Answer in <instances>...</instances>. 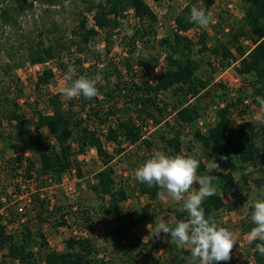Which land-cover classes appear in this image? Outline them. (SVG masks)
<instances>
[{
	"label": "trees",
	"instance_id": "obj_1",
	"mask_svg": "<svg viewBox=\"0 0 264 264\" xmlns=\"http://www.w3.org/2000/svg\"><path fill=\"white\" fill-rule=\"evenodd\" d=\"M25 1L16 0L19 5ZM202 2L201 4V0H191L174 17L175 31L155 40V43L165 49L166 53L163 57L164 68L153 82L147 79L137 80L134 75L129 80L122 81L117 77L119 72L114 66L113 72H107V66L101 67L102 64L85 59V56L79 57L81 54H86L99 31L105 35L104 39L107 43L104 48L109 54L113 31L120 27V21L125 18V13L129 10L137 23L128 39L132 48L129 52L141 46L145 37L151 36L155 39L156 17L149 10L145 0H106L97 4L90 3L87 10L93 12L92 26L88 27L87 18L81 16L71 31L67 43L61 38H57L54 44L53 40L46 43L43 39H39L29 48L27 60L32 66L45 64L57 58L63 70L72 62L77 77L86 75L92 78L101 75L103 80L97 84V88L99 94L105 97L99 98L98 95L87 99L81 95L68 100L64 105L60 95L54 94L47 99L52 112L48 114L36 112L34 121H31L20 112L18 96L11 97L7 93L1 95L0 152L5 151L12 142H16L29 146L32 154L30 157L18 154L15 160L8 161L11 168L8 167L7 161L5 162L7 163L5 171L11 175L10 182L19 177L24 182L39 183V189H43L52 184H60L63 176L72 170L81 176L77 159L90 148H94L102 167L95 174V183L89 185V189L102 200L108 198V203L117 209L116 225L110 233V238L115 244H123L126 236L133 233L139 224L146 221L152 223L153 219L148 215L150 206H147L142 215L136 218L131 214L120 212L121 204L129 197L124 186L119 185L116 188L115 170L111 163L115 157L123 154L126 145H141L143 156L140 157V162L137 160L132 165L136 170L154 153L151 151L154 147L153 142L145 138L146 133L149 132L151 135L158 127H162L171 131L170 136L160 134V141L167 155L185 154L182 139L184 131L187 130L193 146L201 148L206 163L214 159V162L220 166L219 172L208 173L205 164L199 161L198 175L209 174L218 177V180L213 182L217 188L216 195L206 198L202 205L206 218H211L217 223L218 213L239 212L245 207L244 203L248 196L246 191H250L255 199L260 198L259 193L264 191V124L241 121L233 126L231 116L236 114L240 119L243 115L244 98H250L251 102L260 108L256 97H264V0H240L244 16L239 26L229 27V32L223 35L225 38L216 34L211 45L208 44L209 36L205 32L199 34L196 42L180 34L199 27L190 21V10L194 4L200 3L209 12L215 0H202ZM0 20L3 23L10 20L8 9L0 11ZM221 22L219 19L212 27L215 29L219 27L224 31L225 27ZM245 36H248L254 45L248 54H245V50L240 45L241 38ZM196 45L199 46L197 53L207 56L208 60L205 63L213 73L225 70L229 66L230 61L233 60L232 49H234L241 57L235 70L247 89L245 91L239 89L234 96H231L221 82H214L213 75L209 78L198 76L200 64L192 56ZM72 48H75V53L70 52ZM66 55H73V59L69 60ZM91 56L97 57L100 54L94 51L91 52ZM158 61L156 57L140 56L136 63L142 70L150 73L157 66ZM129 65L127 63L126 66ZM53 78V71L44 68L36 77L35 87L47 86ZM167 95L176 99L171 112L168 111L169 104L164 100ZM115 99L125 101L126 107L121 110L115 108L114 111L102 110L105 102ZM216 100L224 102L225 105L220 109L215 124L209 126L206 133L193 128L191 124L204 113L209 103H214ZM93 101L96 102L95 106L91 105ZM4 121L10 129L6 134L3 129ZM43 129L48 131L54 140V145L45 146L41 135ZM109 146L112 147V151L109 150ZM249 168L252 171L249 172ZM1 169L2 167L0 173ZM9 171L13 172V175ZM193 187L195 190L199 189L198 184H194ZM137 188L140 194L152 200L159 199L157 197L159 189L155 185L149 187L138 181ZM4 194L0 192V210H2L0 252H4L3 258L16 264H38L39 261L44 264H108L104 258L97 257L100 250L87 237H69L64 241V250L55 252L48 249L46 237L41 231H32L28 225L29 220L21 223L20 228L8 231L9 225L19 222L16 215L15 217L10 215L14 214L13 211L5 208V203L2 201ZM33 194L29 211L33 215L32 219L43 224L53 214L50 211L49 200L42 197L39 192ZM252 202L247 206L248 219L241 230L244 233H249L255 226L251 220ZM58 209L62 208L58 207ZM4 213L6 214L3 216ZM187 215L181 204V209L175 213L174 219H186ZM65 216L64 213L61 215L56 227L68 226ZM88 221L90 219H85V222ZM220 226L230 229L227 225ZM84 228H87L86 225ZM161 234L164 242L160 246L166 259L161 261L152 258L150 264H186L190 250L177 248L170 242L169 236ZM132 240L137 241L134 237ZM257 243L260 241L249 243L252 249V262L264 264V255L255 250ZM141 251L142 249L139 248L138 252ZM122 253L129 259L132 256L131 250ZM2 262L6 263L5 260ZM219 264L235 263L231 256L230 260L221 261Z\"/></svg>",
	"mask_w": 264,
	"mask_h": 264
},
{
	"label": "rangeland",
	"instance_id": "obj_2",
	"mask_svg": "<svg viewBox=\"0 0 264 264\" xmlns=\"http://www.w3.org/2000/svg\"><path fill=\"white\" fill-rule=\"evenodd\" d=\"M104 1L106 0H26L22 5H19L16 0H0V11L2 9L10 11V20L7 23H3L0 20V96L5 93L11 97L18 96L21 107L20 112L27 119L34 121L36 112L43 114L51 113L52 109L47 103V99L51 95L59 94L60 100L64 105L69 100L62 94V90L65 87L66 74L64 73H67L68 68L66 67L67 69L63 70L59 66L57 58L48 61L43 67L39 66V69L31 68L32 65L27 60L29 48L34 46L39 39H43L46 43L53 40L54 42L52 41V43L54 44L58 40L57 38H61L63 42L67 43L71 36V31L77 25L79 17L84 16L87 18L88 27L92 25L88 17L93 15V12H88L87 6L90 3L97 4ZM148 1L150 0H145L146 3ZM167 2L166 26L163 31H159L156 25L157 35L155 39H153L154 37L147 36L143 39L141 46H138L131 53L129 52L132 48L129 45L128 39L133 34L137 25L132 12L129 10L125 13V18L120 21V27L113 31L109 45V54L106 53L104 48V45L107 43L106 39H104L105 35L99 31V34L89 45V52L87 51L86 54H81L79 57L85 56V59L94 60V62L102 64L101 67L107 66V72H113L112 67L114 66L116 71L119 72L118 75H114H117L122 81L129 80L132 75L137 80H151L152 73L142 70L136 61L140 56L156 57L159 60L157 66L163 65L164 68L163 57L166 50L157 45L155 40L175 31L171 22L174 21V17L191 0H167ZM228 2L229 0H216L218 5H216L214 14L218 20L221 19L223 27L237 28L242 20L240 12L243 6L240 0H231L240 13L234 16L226 9ZM193 6L203 7L200 3ZM212 26L213 24H210L207 28L198 27L182 35L196 42L199 34L205 32L209 36L208 44L211 45L216 34H219L218 37H224L223 35L226 34L219 27L215 29ZM129 32L132 34L129 35ZM198 48V45L194 46L192 55L193 59L200 64L197 75L204 78H209L213 75L214 82L219 81L220 73L212 72L205 63L208 60L207 56L198 54ZM94 51L100 54V56L92 57L91 52ZM70 52L75 53V48H72ZM67 57L69 60L73 59V55ZM127 63L130 65L126 66ZM71 64L72 62L67 64V66L69 67ZM47 67L55 69L53 80L47 86L36 88L35 81L37 75ZM103 96V94H99V98ZM164 100L169 104L168 111L171 112L176 99L167 95L164 97ZM91 105L95 106L96 102L93 101ZM126 105L125 101L115 99L105 102L102 110L113 109L114 111L115 108L121 110ZM240 122L236 114L231 116L233 126ZM3 129L5 134L10 131L5 121L3 122ZM170 132L168 129L158 127L151 135L149 132L146 133L145 138L152 141L154 145L151 150L152 152L157 150L164 152L162 141H160V134L170 136ZM184 133L182 139L183 152L201 161L207 168L201 148L193 146L192 139L188 136L187 130ZM41 135L46 147L54 145V140L47 130L43 129ZM141 147L143 148L141 145H126L123 154L115 157L111 165L115 170L114 179L116 188L119 185L124 186L129 197L127 201L121 204L120 212L122 214H131L136 218L142 215L143 210L147 206H150L148 215L153 219V222L146 221L139 224L133 233L126 236L125 242L119 245L112 242L110 238V233L116 225L115 217L118 213L117 209L108 203V198L102 200L89 189V185L95 183V174L102 167L98 158L89 157V161L83 162L78 157L77 161L80 164L81 176H78L77 172L72 170L63 176L60 184H52L50 187L39 189V183L36 184L34 181L24 182L19 177L17 180L10 182L11 175L5 171V165L8 161L15 160L18 154H23L26 157L32 156L29 146L12 142L5 151L0 152V168L2 167L0 173V192L5 193L2 201H4L6 209L13 211L14 214L10 215L14 217L16 215V219L19 222L15 225H9L8 231L20 228L21 223L29 220L28 225L32 231H41L46 237L48 249L55 252H62L64 250V241L66 239L72 236L80 237L85 231L87 238L100 250L97 257L104 258L108 264H150V259L152 258L164 261L166 255L160 246L164 242V237L162 234L158 237L154 236L153 230L159 222L173 220L175 213L181 209L182 202L171 199L168 201H161L160 199L152 200L148 196L139 193L137 188L138 181L135 178V169L132 165L137 160L140 162V157L143 156ZM108 148L112 151L111 146ZM6 161L7 163L5 164ZM236 163L238 162L236 161ZM8 167L11 168L12 166L9 164ZM3 170L4 172H2ZM10 173L13 175V172ZM250 185L252 189L253 184L251 183ZM193 190H195L194 187ZM35 192H39V194H42V197L49 200L50 211L53 213L43 224L32 219L33 215L29 211L31 197ZM246 193L248 196L246 197L243 209L232 214L220 212L217 215L218 225H227L237 234L236 245L231 252L235 264H253L252 249L249 247V233L241 231L242 226L248 219L247 206L255 199L250 191H246ZM225 199L227 198L225 197ZM58 207L62 209H58ZM63 213L66 214L64 219L67 221L68 226L56 227ZM85 219H90V221L85 222ZM84 225L87 228H84ZM132 237L136 238L137 241L134 242ZM139 248L142 249V253L138 252ZM126 250L132 251L130 259L122 253ZM3 254L4 252H0V264H16L3 258ZM4 260L6 263L2 262ZM38 264L44 263L39 261Z\"/></svg>",
	"mask_w": 264,
	"mask_h": 264
},
{
	"label": "clouds",
	"instance_id": "obj_3",
	"mask_svg": "<svg viewBox=\"0 0 264 264\" xmlns=\"http://www.w3.org/2000/svg\"><path fill=\"white\" fill-rule=\"evenodd\" d=\"M190 21L201 28H207L215 22L211 12L196 6L190 10ZM131 34L129 32V35ZM102 80L101 75L92 78L86 75L77 77L75 67L69 65L62 94L69 100L81 95L92 99L99 95L97 84ZM256 101L260 110L255 119L264 124V97L257 96ZM199 168V160L191 155H167L157 150L135 170V178L149 187L155 185L159 189L157 197L161 201L171 199L182 202V209L188 214L186 219L159 222L153 230V235L158 237L164 233L177 248H188L190 256L186 257V264H219L231 259L237 234L218 225L211 218H206L202 205L206 198L216 195L217 188L213 182L218 180V177L209 174L198 175ZM207 169L208 173L219 172L220 166L213 159L208 161ZM248 171L252 169L249 168ZM194 184L199 185L198 190H193ZM259 196L260 198L252 202L251 220L255 226L248 237L249 242L260 241L255 250L264 255V191H261Z\"/></svg>",
	"mask_w": 264,
	"mask_h": 264
},
{
	"label": "built area",
	"instance_id": "obj_4",
	"mask_svg": "<svg viewBox=\"0 0 264 264\" xmlns=\"http://www.w3.org/2000/svg\"><path fill=\"white\" fill-rule=\"evenodd\" d=\"M146 4H147L149 10L151 11V13L156 17V25H157L159 31H163L165 26H166L165 16H166L167 5H168L167 0H163V1L150 0ZM216 5H218V3H216V0H215V3L213 4V6L209 9V12H211L213 14V17L215 20V22L212 23L213 25H216L218 22V19L214 14V10L216 8ZM226 9L229 11V13H231L234 16H236L237 14L239 15L240 13H241L240 18H242L244 16L243 9L239 13V11H237L238 10L237 7L235 6V4L233 2H231V0H229V2L226 4ZM88 18L93 25L92 15L89 16ZM171 24H172V27L175 29L176 24L174 23V21H172ZM224 32H229L228 26L224 28ZM180 34H186V33L180 32ZM240 45L245 50V54H248L252 50V48L254 47V45L250 41L249 37L242 38L240 40ZM232 54H233V60L230 61L229 66L225 70L219 71V73H220L219 81H215V83L221 82L224 85V87L226 88V90L229 92V94L231 96H234L239 89L245 91L247 89V87L245 88V84H244L242 78L237 74V72L235 70V68L238 67V63H239V60L241 59V57L238 56V54L234 50H232ZM215 64H216V62H214V65ZM39 66L43 67L44 64H36V65H33L31 68H38L39 69ZM50 69L53 71V73H55L54 68H50ZM162 70H163V65L156 66L151 71L152 77H151L150 82H153L155 80V78L160 75ZM224 105H225L224 102L218 101V100H216L214 103H212V102L209 103L207 106V109L204 111V113L202 115H200L192 123V127L198 128L203 133H206L208 127L215 124V122L218 118V113H219L220 109L224 107ZM242 108H244L245 112L240 117V121L259 123L256 121L255 116L257 113H259L260 108L256 107L251 102L250 98L246 97L243 99ZM89 157L94 158V159L97 158V153H96V150L94 148H90L83 155H80L79 159L83 160V162H87V161H89ZM80 236L87 237L85 231ZM124 242L125 241H123L122 243H124Z\"/></svg>",
	"mask_w": 264,
	"mask_h": 264
}]
</instances>
